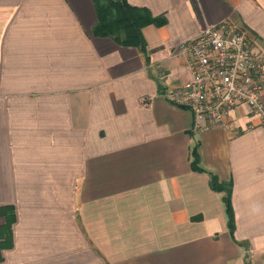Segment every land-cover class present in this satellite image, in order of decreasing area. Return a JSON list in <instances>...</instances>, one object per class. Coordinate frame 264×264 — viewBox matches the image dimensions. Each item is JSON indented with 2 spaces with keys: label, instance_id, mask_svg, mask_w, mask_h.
Wrapping results in <instances>:
<instances>
[{
  "label": "crops",
  "instance_id": "1",
  "mask_svg": "<svg viewBox=\"0 0 264 264\" xmlns=\"http://www.w3.org/2000/svg\"><path fill=\"white\" fill-rule=\"evenodd\" d=\"M128 1L166 19L145 50L96 37L93 0H0V264H264V127L240 108L198 132L165 96L207 25L264 52V0Z\"/></svg>",
  "mask_w": 264,
  "mask_h": 264
},
{
  "label": "built area",
  "instance_id": "2",
  "mask_svg": "<svg viewBox=\"0 0 264 264\" xmlns=\"http://www.w3.org/2000/svg\"><path fill=\"white\" fill-rule=\"evenodd\" d=\"M186 56L191 79L166 91V99L194 116L205 132L228 127L233 111L246 108L264 127V52L238 27L205 26L175 48Z\"/></svg>",
  "mask_w": 264,
  "mask_h": 264
},
{
  "label": "trees",
  "instance_id": "3",
  "mask_svg": "<svg viewBox=\"0 0 264 264\" xmlns=\"http://www.w3.org/2000/svg\"><path fill=\"white\" fill-rule=\"evenodd\" d=\"M98 22L94 27L96 37L113 39L117 44L125 47L146 49L147 42L144 29L150 25L161 27L166 24L163 16H155L147 7L134 6L128 0H93ZM192 168L203 172L200 166L201 157L196 148L193 152ZM211 188L224 191V202L229 218V228L234 232L235 215L231 202V184L220 181L218 176L211 175ZM0 217L4 224L0 226V248L12 247V226L16 222V212L13 206L0 207Z\"/></svg>",
  "mask_w": 264,
  "mask_h": 264
}]
</instances>
